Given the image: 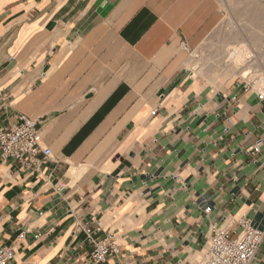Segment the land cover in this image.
Here are the masks:
<instances>
[{
	"label": "crops",
	"instance_id": "obj_1",
	"mask_svg": "<svg viewBox=\"0 0 264 264\" xmlns=\"http://www.w3.org/2000/svg\"><path fill=\"white\" fill-rule=\"evenodd\" d=\"M213 14L211 0H0V128L34 118L51 151L0 158L9 264H97L87 228L116 237L110 264H202L210 226L243 213L264 231V100L189 67Z\"/></svg>",
	"mask_w": 264,
	"mask_h": 264
},
{
	"label": "rangeland",
	"instance_id": "obj_2",
	"mask_svg": "<svg viewBox=\"0 0 264 264\" xmlns=\"http://www.w3.org/2000/svg\"><path fill=\"white\" fill-rule=\"evenodd\" d=\"M211 2V30L187 52L190 69L218 89L244 81L264 93V0ZM235 51L245 57V64L236 66L229 62Z\"/></svg>",
	"mask_w": 264,
	"mask_h": 264
},
{
	"label": "built area",
	"instance_id": "obj_3",
	"mask_svg": "<svg viewBox=\"0 0 264 264\" xmlns=\"http://www.w3.org/2000/svg\"><path fill=\"white\" fill-rule=\"evenodd\" d=\"M257 98L264 100V93L257 91ZM40 142L38 120L19 114L16 123L0 128V158L17 160L30 167L39 162L37 154L48 156L51 152L49 148L41 147ZM234 224L236 228L232 224L210 226L202 264H255L264 231L255 227L244 213L236 218ZM85 232L92 242L91 260L97 264H110L109 257L119 252L114 234L107 232L98 239H92V230L87 228ZM23 236L24 233L19 234V238ZM14 251L13 246H1L0 264H9Z\"/></svg>",
	"mask_w": 264,
	"mask_h": 264
},
{
	"label": "bare ground",
	"instance_id": "obj_4",
	"mask_svg": "<svg viewBox=\"0 0 264 264\" xmlns=\"http://www.w3.org/2000/svg\"><path fill=\"white\" fill-rule=\"evenodd\" d=\"M236 52V51H235ZM234 52V53H235ZM238 52V51H237ZM237 52L234 54V59H231V60H229V62L231 61L232 62V64H234V65H236V66H240L242 63H244L243 62V60H244V58L245 57H243V55L242 54H240L239 53V55L237 54ZM232 55V54H231ZM231 57V56H230ZM232 58V57H231ZM246 62V61H245ZM245 64V63H244ZM233 66V65H232ZM235 68V67H234Z\"/></svg>",
	"mask_w": 264,
	"mask_h": 264
}]
</instances>
